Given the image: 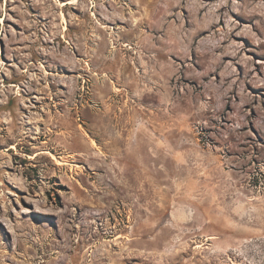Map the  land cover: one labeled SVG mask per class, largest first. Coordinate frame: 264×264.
Here are the masks:
<instances>
[{
  "label": "rangeland",
  "instance_id": "1",
  "mask_svg": "<svg viewBox=\"0 0 264 264\" xmlns=\"http://www.w3.org/2000/svg\"><path fill=\"white\" fill-rule=\"evenodd\" d=\"M0 264H264V0H0Z\"/></svg>",
  "mask_w": 264,
  "mask_h": 264
}]
</instances>
